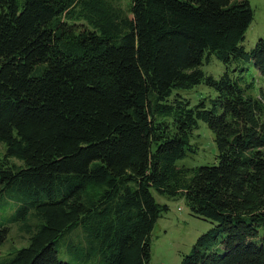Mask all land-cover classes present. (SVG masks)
<instances>
[{"label":"trees","instance_id":"16d2710c","mask_svg":"<svg viewBox=\"0 0 264 264\" xmlns=\"http://www.w3.org/2000/svg\"><path fill=\"white\" fill-rule=\"evenodd\" d=\"M253 21L249 0H130L128 15L109 0H0V264H71L63 244L80 264H152L179 200L213 224L181 264H264ZM215 58L220 78L202 69ZM201 84L216 96L193 104ZM201 123L216 163L189 167ZM13 227L28 242L3 253Z\"/></svg>","mask_w":264,"mask_h":264},{"label":"rangeland","instance_id":"374dc122","mask_svg":"<svg viewBox=\"0 0 264 264\" xmlns=\"http://www.w3.org/2000/svg\"><path fill=\"white\" fill-rule=\"evenodd\" d=\"M109 2L114 7L122 10L125 15H128L130 0H109ZM249 2L254 10V21L243 43L247 51H251L260 38H264V0H249ZM236 66L238 65L235 64L234 67ZM229 68L232 69L233 67ZM202 69L207 75L220 78L226 72L227 67L215 58L209 64H205ZM249 69H251L249 70V81L253 79L254 86L251 93L256 98H263L264 77L256 73L253 70L254 68ZM184 95L193 104H197L201 98L206 96L215 97L216 92L201 84L185 92ZM197 135L200 144L198 154L194 159H187L185 164L195 168L214 165L216 163V148L213 135L205 123H201V128L197 132ZM0 155H3V152H0ZM3 200L2 198L0 199V219H2L0 223L9 217L11 212L9 211L11 207L2 205ZM157 200L162 204L167 203L161 197H157ZM167 204L170 206L171 211L159 219L153 232L152 264H181L183 256L191 253L197 239L213 228L212 223L192 216L184 200L169 202ZM69 235L74 239H77L79 236L77 231L71 232ZM27 242V237L19 233L17 227H13L3 253L9 252L12 249L22 248L26 246ZM60 250L63 261H68L71 264H80L79 258L68 254L65 244H63Z\"/></svg>","mask_w":264,"mask_h":264}]
</instances>
